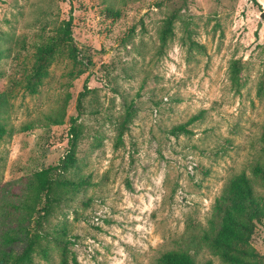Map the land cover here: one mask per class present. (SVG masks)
Listing matches in <instances>:
<instances>
[{
  "label": "rangeland",
  "instance_id": "374dc122",
  "mask_svg": "<svg viewBox=\"0 0 264 264\" xmlns=\"http://www.w3.org/2000/svg\"><path fill=\"white\" fill-rule=\"evenodd\" d=\"M109 3L118 16L106 14ZM263 10L264 0H0L1 115L10 128L0 139V216L3 185L56 164L76 117V171L90 183L47 224H66L67 264H157L199 232L226 180L249 172L259 154ZM168 16L173 33L163 43ZM70 17L77 61L62 44L38 92L27 93L18 81L37 46ZM232 59L242 62L239 90L228 78ZM62 106L63 122L52 123ZM195 115L187 132H171ZM251 244L264 264L262 224ZM59 253L32 264H60ZM192 254L224 264L206 247Z\"/></svg>",
  "mask_w": 264,
  "mask_h": 264
},
{
  "label": "trees",
  "instance_id": "16d2710c",
  "mask_svg": "<svg viewBox=\"0 0 264 264\" xmlns=\"http://www.w3.org/2000/svg\"><path fill=\"white\" fill-rule=\"evenodd\" d=\"M256 1V0H254ZM108 15L119 12L109 3L105 6ZM173 17L164 20L160 38L163 43L172 35ZM62 44H67L69 58L77 61L76 48L72 44L71 17L57 28V34L37 46L28 72L18 81L29 94L39 90L54 54ZM242 62L232 59L228 66V78L232 88L241 87ZM256 93L264 98V68L258 81ZM8 96L0 92V139L10 130L2 117ZM54 114V113H53ZM64 108L47 116L55 124L63 122ZM131 106L125 110L120 122V132L131 120ZM192 116L186 123L175 126L171 132H187L186 124L197 119ZM70 118L68 147L58 162L45 168L7 181L2 188L4 212L0 216V264H32L35 255L50 260L53 248L60 250V264H67L68 244L65 223L48 227L49 218L59 206L90 182L76 171L75 146L78 130ZM261 144L258 156L249 166V172L241 170L232 174L215 198L207 225L199 232H191L176 240V246L160 254L157 264H198L192 252L206 247L224 264H261L262 255L251 244L256 226H264V123L259 136ZM199 264H212L210 259Z\"/></svg>",
  "mask_w": 264,
  "mask_h": 264
},
{
  "label": "water",
  "instance_id": "95a60500",
  "mask_svg": "<svg viewBox=\"0 0 264 264\" xmlns=\"http://www.w3.org/2000/svg\"><path fill=\"white\" fill-rule=\"evenodd\" d=\"M260 17L264 19V10L261 12Z\"/></svg>",
  "mask_w": 264,
  "mask_h": 264
}]
</instances>
